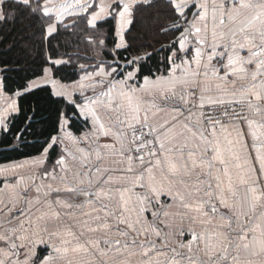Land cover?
<instances>
[{
    "label": "snow or ice",
    "instance_id": "1",
    "mask_svg": "<svg viewBox=\"0 0 264 264\" xmlns=\"http://www.w3.org/2000/svg\"><path fill=\"white\" fill-rule=\"evenodd\" d=\"M5 32L0 264H264V0H0Z\"/></svg>",
    "mask_w": 264,
    "mask_h": 264
},
{
    "label": "trees",
    "instance_id": "2",
    "mask_svg": "<svg viewBox=\"0 0 264 264\" xmlns=\"http://www.w3.org/2000/svg\"><path fill=\"white\" fill-rule=\"evenodd\" d=\"M15 36V33H13ZM12 42V37L8 36L7 32L4 33V38L0 39V62L8 61L12 62L18 56L21 55L19 48L8 51V45ZM18 80V77H13V80L10 83H15ZM3 147V146H0ZM32 148H22L20 151H0V164L13 162L15 160H23L27 158V155L32 153Z\"/></svg>",
    "mask_w": 264,
    "mask_h": 264
},
{
    "label": "crops",
    "instance_id": "3",
    "mask_svg": "<svg viewBox=\"0 0 264 264\" xmlns=\"http://www.w3.org/2000/svg\"><path fill=\"white\" fill-rule=\"evenodd\" d=\"M5 101L4 100H0V105H2ZM24 160V159H23ZM23 160H19V161H23ZM12 162H9V163H4V164H0V165H6V164H10Z\"/></svg>",
    "mask_w": 264,
    "mask_h": 264
}]
</instances>
